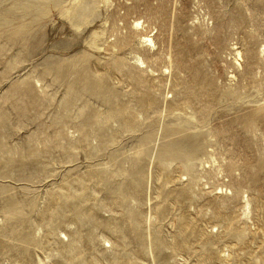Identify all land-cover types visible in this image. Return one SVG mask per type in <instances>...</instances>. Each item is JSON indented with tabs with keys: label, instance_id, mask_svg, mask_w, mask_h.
Returning a JSON list of instances; mask_svg holds the SVG:
<instances>
[{
	"label": "rangeland",
	"instance_id": "1",
	"mask_svg": "<svg viewBox=\"0 0 264 264\" xmlns=\"http://www.w3.org/2000/svg\"><path fill=\"white\" fill-rule=\"evenodd\" d=\"M263 46L264 0H0V264H264Z\"/></svg>",
	"mask_w": 264,
	"mask_h": 264
},
{
	"label": "bare ground",
	"instance_id": "2",
	"mask_svg": "<svg viewBox=\"0 0 264 264\" xmlns=\"http://www.w3.org/2000/svg\"><path fill=\"white\" fill-rule=\"evenodd\" d=\"M134 25L135 26H133V27H135V29L136 30H140V29H142L143 28V23H141L140 21H138V22H136V23H134ZM142 38V37H141ZM143 39L144 40H142V42H141V46H142V48H143V50L145 51V53H148L149 55H150V57H151V59L152 58H154L155 56H156V54H157V48H156V44H155V42H154V40L150 37V36H148V35H145L144 37H143ZM121 48V47H120ZM260 52V51H259ZM264 54V46H263V50L261 51V53H260V55H263ZM259 56V55H258ZM264 56V55H263ZM236 62L239 64V59L241 58V54H240V52H237V55H236ZM168 59L170 60L171 59V57L169 56L168 57ZM146 61V60H145ZM157 61V60H156ZM148 62V61H147ZM146 63L144 62V60L143 59H138L137 60V65H136V70L140 73V72H144L143 71V69H146L147 67H146V65H145ZM150 66H152V65H150ZM120 70V69H119ZM166 71H168V69H165V72ZM151 72L153 73V71L151 70ZM143 74V73H142ZM147 75V74H146ZM162 75V74H161ZM157 77V76H156ZM142 82V81H141ZM145 83V82H144ZM141 86H143V84L141 85ZM121 100V99H120ZM212 175L213 176H217V174H215V173H212ZM244 205V204H243ZM244 213H246V214H244V215H246V216H250V214H251V207H250V204L248 203V201H246L245 202V211H244ZM248 218V217H247Z\"/></svg>",
	"mask_w": 264,
	"mask_h": 264
}]
</instances>
